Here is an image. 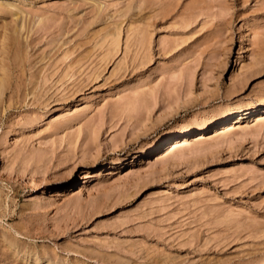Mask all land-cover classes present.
Wrapping results in <instances>:
<instances>
[{
  "label": "rangeland",
  "instance_id": "obj_1",
  "mask_svg": "<svg viewBox=\"0 0 264 264\" xmlns=\"http://www.w3.org/2000/svg\"><path fill=\"white\" fill-rule=\"evenodd\" d=\"M263 85L264 0H0V264H264Z\"/></svg>",
  "mask_w": 264,
  "mask_h": 264
},
{
  "label": "bare ground",
  "instance_id": "obj_2",
  "mask_svg": "<svg viewBox=\"0 0 264 264\" xmlns=\"http://www.w3.org/2000/svg\"><path fill=\"white\" fill-rule=\"evenodd\" d=\"M235 95V94H234ZM260 99V98H264V85L261 86L260 88H258L255 92H253L249 99H246V100H242L240 101V99H235V100H218L216 102H214L213 104L210 105V107L207 109L210 110V111H220V112H223L225 111L227 108H230L232 107L233 105H240V104H249L252 99ZM228 99V98H227ZM230 99V98H229ZM205 110H202V111H199V112H195L193 114H191L190 116H188L187 118L183 119V120H179L178 122H176V124L174 125V128L175 127H180L181 125H183L187 120L189 121H195V120H199L200 119V116L202 115V113L204 112ZM188 122V121H187ZM32 199V198H31ZM33 201V200H32ZM28 205V204H27Z\"/></svg>",
  "mask_w": 264,
  "mask_h": 264
}]
</instances>
